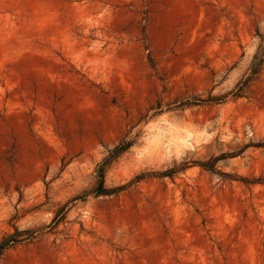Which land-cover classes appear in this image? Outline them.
I'll list each match as a JSON object with an SVG mask.
<instances>
[{"label":"rangeland","instance_id":"rangeland-1","mask_svg":"<svg viewBox=\"0 0 264 264\" xmlns=\"http://www.w3.org/2000/svg\"><path fill=\"white\" fill-rule=\"evenodd\" d=\"M263 55L264 0H0V264H264Z\"/></svg>","mask_w":264,"mask_h":264},{"label":"trees","instance_id":"trees-1","mask_svg":"<svg viewBox=\"0 0 264 264\" xmlns=\"http://www.w3.org/2000/svg\"><path fill=\"white\" fill-rule=\"evenodd\" d=\"M257 60V59H256ZM264 61V55L261 57V59H259L258 61H256L254 63V69H253V72H252V75H255L259 72V69L262 65ZM252 76L248 77L245 81V85L246 86L248 84V82L251 80ZM243 88V87H242ZM242 90V89H241ZM241 94L238 93L236 96H240ZM203 166H206L212 170H214V165H207V164H202ZM164 174H167V173H164ZM104 175H105V168H102L100 169L99 171V182H98V194H101V195H108V194H112V193H116V192H119L121 190L124 189L125 186H120V187H117V188H107L105 186V181H104ZM15 235H12L11 237H14ZM10 237V238H11ZM8 241H10V239L4 241L3 243L0 244V254L7 248V246L9 245Z\"/></svg>","mask_w":264,"mask_h":264}]
</instances>
